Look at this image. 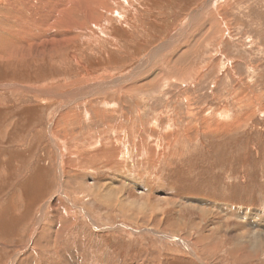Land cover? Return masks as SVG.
I'll return each mask as SVG.
<instances>
[{"label": "rangeland", "instance_id": "rangeland-1", "mask_svg": "<svg viewBox=\"0 0 264 264\" xmlns=\"http://www.w3.org/2000/svg\"><path fill=\"white\" fill-rule=\"evenodd\" d=\"M0 264H264V0H0Z\"/></svg>", "mask_w": 264, "mask_h": 264}, {"label": "crops", "instance_id": "crops-1", "mask_svg": "<svg viewBox=\"0 0 264 264\" xmlns=\"http://www.w3.org/2000/svg\"><path fill=\"white\" fill-rule=\"evenodd\" d=\"M241 236H243V235H241ZM245 238V237H244ZM205 239H208V237H206L205 236ZM209 239H217V237H216V232H212V233H210L209 234ZM217 242V241H216ZM216 242H213V244H216ZM246 241H243V244L245 243ZM210 244H211V242H210ZM254 245V244H253Z\"/></svg>", "mask_w": 264, "mask_h": 264}, {"label": "bare ground", "instance_id": "bare-ground-1", "mask_svg": "<svg viewBox=\"0 0 264 264\" xmlns=\"http://www.w3.org/2000/svg\"><path fill=\"white\" fill-rule=\"evenodd\" d=\"M213 6H214V4H213ZM145 146V145H144ZM98 149V148H97ZM107 155L109 156V157H111V154L110 153H107ZM90 160V159H89ZM82 161V160H81ZM84 161H86V159H84ZM91 161V160H90ZM92 162H93V160H92ZM91 163V162H90ZM90 163H88V165L90 164ZM81 166H82V164H81ZM37 249V248H36ZM43 248H40V250H42ZM40 250H36L35 251V249L34 250H32L33 252L32 253H36V255L38 254V252L40 251ZM30 251V250H29ZM34 255V254H33ZM32 255V256H33ZM38 257V256H37Z\"/></svg>", "mask_w": 264, "mask_h": 264}, {"label": "trees", "instance_id": "trees-1", "mask_svg": "<svg viewBox=\"0 0 264 264\" xmlns=\"http://www.w3.org/2000/svg\"><path fill=\"white\" fill-rule=\"evenodd\" d=\"M36 200H37V199H36ZM36 200H32V198L29 199L28 202L30 203V207L33 205V203H35ZM30 207H29V208H30Z\"/></svg>", "mask_w": 264, "mask_h": 264}]
</instances>
